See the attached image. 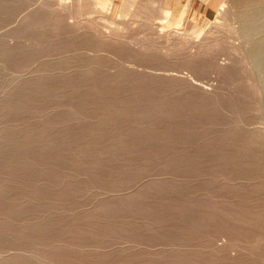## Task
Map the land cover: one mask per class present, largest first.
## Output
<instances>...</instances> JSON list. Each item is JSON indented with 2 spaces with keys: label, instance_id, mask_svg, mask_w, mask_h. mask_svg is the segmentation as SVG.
<instances>
[{
  "label": "bare ground",
  "instance_id": "bare-ground-1",
  "mask_svg": "<svg viewBox=\"0 0 264 264\" xmlns=\"http://www.w3.org/2000/svg\"><path fill=\"white\" fill-rule=\"evenodd\" d=\"M56 1L57 2H54L53 0H41V2L38 4L39 7H41L42 4L40 13L37 11L38 14L35 16H31L26 19L24 18L25 20L20 21L19 23H14L12 26L10 24V19H12L11 13L13 10L11 4L13 2L10 4L0 0V29H2L4 34L11 33L17 35V37H23L27 31H29L32 25L39 26L38 31L36 28L37 36L35 37V40H37V42L34 41L32 50H30L28 47H22L21 45L17 44L15 47H10L6 46V43H0V61L4 62L6 65H8V67L10 66L12 69H14V71H23L26 70L28 66L30 67L28 64L29 62L31 63V61L33 62L34 59L39 61V59H42L43 57L44 59L50 58L37 62L38 65H34L36 66L34 67L36 70L33 71V73H30L34 74L35 72L33 78H27L29 80L20 79L19 81H16L15 86L11 90H7V96L4 95L6 98L2 97L4 99H0V264H29V256L27 255V257L23 253L26 251H32V253L37 252L45 264H224V261L227 262L226 264H264V135L261 131H259V133L257 132L258 128L256 126V134H249L248 131L251 133H254V131L252 132L248 129L246 131L245 128V125L249 126L248 123L253 121L252 119L255 117L252 115L250 110L253 109V107H260L259 98L261 96L256 88V85L254 86V83L251 84L250 79L246 78L250 83H247L246 90L241 91V89L240 92L237 93L236 97L234 96L233 98L229 99L230 97H223V95L221 97L219 94L220 96L217 102H219L218 104H221L225 110L227 109V111L233 114L229 117L228 115L222 113L217 107L213 106L214 103L212 104V102H210L208 99L210 95L205 94L204 96V94L202 95V93L194 92L192 89L188 90L189 88L186 86L185 87L187 89L185 91H181V98L178 97L180 100L176 98L177 104L175 103L176 100L173 95H171V97L165 96L166 98L173 97L172 100L167 98L171 101L175 100V102L172 104L170 103L171 101L169 102L166 99L162 101L156 100L157 98L162 99V97H155V100L148 101V92L145 94L147 95V98H144L142 95L135 96L136 94L130 92L131 87V89L134 88L137 91H141L142 89L146 90V88L150 89L151 91L157 90V93L160 96L159 93L162 92H158V90H160L165 85L163 81L170 82V86H173L171 82L174 81L173 84H175L177 76L174 77L171 73L163 75L162 73L164 71L162 70V73L159 71L161 74H158L148 70L150 67L148 68L147 66H145V68H148L147 70L150 73L143 71L144 73L136 74L139 72V68L135 67L138 68V72L136 71L135 75L133 74V71L130 69L132 71L131 72L128 70V68L127 70L130 71L131 74L125 72L126 69H122L123 71L121 70L120 75L117 76L116 74L118 68L117 65L113 64V67L110 68L114 69V66H116L115 68L117 69L115 70V76L117 77H111L112 71H114L111 70L110 74L107 73L109 76L111 75L109 77L110 81L111 78H117V80H114L117 82V86L119 85L123 87H129V90L125 88V90L127 89L126 91H128L126 94H133V96L131 95L132 97L127 96L128 98H126L125 95H123L125 98H117V93L112 92L110 89L112 84H108L109 80H106L107 85L110 86V88L107 86L108 90L105 89L104 87L106 86L103 85V83L105 84L106 81H102L104 76L102 72L107 67L104 66L107 64V62L105 64V61L106 58H108V55L106 57L105 54H107V52H112L107 50L104 54L105 59L103 58L105 47L108 48L112 42L104 39L107 36L106 33H108L106 31L107 29L103 30L102 28L103 26L105 27V25L102 26L101 23L97 21V19L94 20V22H98V27H95L94 24L88 22V19L85 17V23H81L79 21L80 16H88L87 14H89L91 8L94 6V2L101 4L103 0H81L82 2H80V0H76L79 2L76 6H79L80 3H82L81 11L79 13H74L71 11L72 9L70 10V3L72 4L71 1ZM153 1L154 0H151L148 3H137L134 0H122V5L129 4L132 5L133 8L130 12V19L124 20V22H127H125V24H128L127 20L138 18L143 22L139 24L137 21H135L138 23V25H141L139 29L153 30L156 37L159 36V40L164 38V40H162L163 43H169L175 47L174 53L177 52V47L180 51L184 52V55H182L181 58H179V55V60L177 62L182 65V67H185V69H191L194 73L198 74V76L201 75L202 77L203 75L205 76V74H209L208 72H216V76L219 74L218 76L221 77L220 80H223L224 82L238 79H233L235 72L233 73L231 68L234 66L231 68L230 66L233 63H239L240 61L235 60L234 62L235 58L233 59L232 57L233 63L231 64V62H228L231 64L230 66L225 62L223 63V61L222 63H219V58L215 60V58L210 56L212 51L219 49V47L214 49V46L210 43L211 41L208 37V35L213 36V34L216 36V33H219L220 29H230L228 28L230 27L229 14L231 13L232 7H229L228 5L224 7V5H222L219 9L220 14H216V19L214 21H208L207 29L203 34H201V29L198 28L199 26H196L195 24H189L187 22V18L186 23H184V30L171 27L172 24L166 23V19L164 20L160 14L155 11L152 6L154 3ZM108 3L109 2L107 1L106 4H103L107 5ZM155 5L157 6V4ZM263 5L264 0H233L232 6H238L242 11H249V13H251V9L253 10L260 7L262 8ZM76 14L77 16L80 15L78 17L79 20L74 21V19L71 21L70 19H72V16L75 17ZM219 19L221 21H219ZM81 21H83V18ZM89 24H92V27L96 28V30L100 33H97V36L103 35L102 32L106 31V33L103 35V37H105L103 38L101 36V39H99L97 36H95V32V35L93 33L91 34L92 30L89 27ZM128 26L131 25L129 24ZM125 27L128 29L127 26ZM122 28V26H116L110 29L113 31L114 35L119 37L115 38L116 43L113 39L114 43L112 42V44L116 48L115 50L118 49L116 52H120L124 54V56H128L125 54H133L134 49L132 50V48L135 46L131 43V47L129 43L121 41L123 36L126 38L129 35L128 30L127 33L124 32L123 35L122 30L124 29ZM129 28L132 29L133 27ZM260 29L264 30L263 27L259 28V30ZM110 30L108 31L111 32ZM250 30L252 31L253 28ZM228 31L230 32V30ZM146 32L148 35V31ZM233 32H235L234 29ZM233 32L231 31V33ZM223 33H221V35H224ZM108 34L110 35V33ZM150 34L148 35L149 37L147 36V39L149 41L152 39L151 41H153L155 36L153 34V36H150ZM204 34L207 36H204ZM262 34H264V32L260 35L263 38L258 37L260 40L255 42V46L253 48L249 46L246 48V50H244V52L247 53L246 56H249L248 60H254V49L256 52L261 53L262 58H264V35ZM27 35H29V33H27ZM231 35H228L229 39H232L231 37L234 34L232 36ZM132 36L135 37V35ZM251 36L249 37L251 38ZM112 37L114 38V36H111V38ZM137 37L138 36L135 37L136 40L138 39ZM219 37L216 39L218 40ZM222 37L223 36H221V38ZM130 40L132 42V38ZM130 40L128 39V41ZM221 40L222 39H220V41ZM226 40L228 41V39ZM135 41H133L134 44L138 42V40L137 42ZM139 42L137 43V47L141 46L139 45ZM188 42H190V44L186 46L185 44ZM149 44H151V42ZM149 44L147 42V45ZM219 45L222 44L220 43L217 46ZM29 46L31 45L29 44ZM158 46H160V44ZM223 46L224 48L225 46L227 48L229 47L227 45ZM233 46L234 48L236 47L235 45H232L231 49ZM80 48H82V50L83 48L85 50L89 48L94 51V54L91 53V56L74 54V51ZM140 48H142V46ZM224 48L222 50H224ZM234 48L232 49L233 51L237 47L235 49ZM101 49H104L102 55L99 53ZM229 49H226L227 53L228 51H232ZM162 51L164 52V50ZM233 51L232 54L236 53ZM84 52L85 51L82 53ZM114 52L115 51L113 49L112 53L114 54ZM142 52L143 50L139 51L138 53H141L144 60H147L146 65L149 64L148 66H151L152 64H157L156 71L158 67H163L158 66V64L165 66V64L161 62L163 58L158 54V51L147 48V52ZM167 52L169 51L167 50ZM172 52L173 50L170 53ZM214 54L216 53L214 52ZM214 54L212 55L214 56ZM117 55L115 57H117ZM174 55L175 54H172L174 61H176L175 58L177 59V57ZM218 55L214 57H218ZM132 56L134 58V55ZM170 56L168 58H170ZM52 57L54 58L52 59ZM164 57V60H166L167 56H165V54ZM242 58L239 59L241 60ZM244 61L245 60H242L240 62L243 63L242 66L244 65ZM131 62H129L128 65H130ZM4 63L3 66H5ZM140 63L142 64V62H139V64ZM90 65H92V67L88 70L82 68V66L86 67ZM141 66H144V64L140 65V68ZM77 67L78 72L74 69H77ZM102 67L104 68L103 70ZM165 67L162 69H167ZM173 67L170 68L169 66L168 68L170 70L173 69ZM248 67L244 65L243 71L245 72V75L248 74L249 76L253 74L255 68L252 71L251 68ZM159 68L158 70H160ZM182 70L184 71V69ZM236 70L239 71L240 69ZM262 70L264 69L262 68ZM176 73L177 72H175V74ZM30 74L29 76H31ZM236 76L237 75L235 74V77ZM180 77L179 79L182 80L183 78ZM114 81H111V83ZM181 82H177V84L179 83L181 86ZM228 84L230 83H227V85ZM238 84L240 85V83ZM113 85H115V83H113ZM189 86L193 87L190 83ZM115 88L119 90L117 87ZM168 89L171 90V88ZM178 89L177 92L180 93V90L178 91ZM173 91H171V93ZM120 92H122V90ZM144 92L146 93V91ZM165 92L169 93L168 91H164V93ZM105 95H110V97H105ZM214 95L218 94L215 93ZM123 96L121 95V97ZM139 96L140 98L143 97V100L145 99L144 102L142 100H138ZM213 98L214 96H211V99ZM146 100L148 102H146ZM249 102H251L250 104L252 105H250ZM250 106H252V108ZM179 107H182L184 111L182 109L183 112L180 113L181 108L179 109ZM258 110L259 109L256 110V113L259 112ZM256 119L257 118H255V120ZM235 122H242L243 125L238 126ZM195 124L203 125L205 129L204 132L206 131V136L204 138L205 141L200 142L203 143L201 147L199 146V141L201 137L203 138V135H200V131H197L198 128L196 129L197 126ZM251 130H253L252 126ZM201 131L203 132V130ZM176 144L182 145V147L184 146V148H186L184 151L172 152L179 156L182 155L181 159H174L172 157L173 154L171 153L170 148ZM172 149L174 148L172 147ZM176 149L178 148L176 147ZM141 153L142 155L145 154L144 159L141 158V161L146 160L147 162L145 161L146 163H144V166L141 165L137 167L133 164L132 160H135V158ZM163 155L166 156L164 157L166 159L169 155L172 157V159H168L169 161L165 165V168L162 167L161 164H158L161 167L157 166V168H163L164 172L168 170V172L171 173L173 171L176 174V171L179 170L180 173L182 172L184 174H188L187 176H189V174H194L190 175L193 178H195V175L200 176V174L204 173L205 177L203 176V179L201 178L202 180L200 181H202V185L204 186L203 190H205V194L203 196L206 197L204 198L202 196L203 199L201 200L203 201L194 204L191 201L192 198L189 200L186 198V200L182 197L183 199L180 201V203L177 201L174 203L172 200L173 197H170L168 199L170 200L172 198L171 200L173 203L171 201L169 202L168 199V201L164 199L161 202V205L163 206H161L162 211L171 209L176 211V214H170L166 216H163L162 214L157 215L159 214L158 212L161 211V208H159L160 210L157 209L158 211L152 213L151 215L149 214L151 209L158 205L154 204L155 201H152L153 204L152 202H149L151 203V205H149L152 208L150 209L149 207H146L147 204L145 197L150 196L151 193L153 194V192L158 193V195L160 194V197L162 194L164 196V193L162 192L171 191L174 187L167 185L169 183V179L165 180L163 178V181L168 180V183H163V181L162 183L161 181L159 183H150L152 180H148L150 182L146 183L145 185L142 183L143 187L140 186L142 188L141 196L136 193V190H133L134 192L132 191V193L127 192V195L125 192V195L124 193L123 195L120 193L128 186L133 189V186L135 185L134 183L136 182V177L137 182H139L138 180L141 178H138L143 176L138 175L140 171L146 168H148V171L150 167H154L153 170L155 171V166L157 165H155V163H159L157 161L158 157ZM146 157H149L150 159H145ZM155 157H157L156 160ZM161 160H163L165 163V159L162 158ZM207 163L208 166L209 164L212 166H206L207 169L205 168V170L203 167L204 164L207 165ZM202 169H204V171H211V175L214 174L212 172H215L216 175L217 173H222L223 175L221 174V177L217 175L218 178H213L208 175L211 179L206 182L205 178L208 179L206 176L207 173L204 171L202 172ZM151 171L152 170H149L150 175L153 176L154 173L151 174L153 172ZM155 172L157 173V170ZM159 173L163 172L160 171ZM222 176H224L226 179L223 185L218 186L219 184H213L215 180H221ZM155 177L156 175L154 178ZM157 178L159 177L157 176ZM141 180H143V178ZM182 181H180L181 184L184 183H182ZM218 181L217 183L220 182ZM203 182L206 183V186ZM132 183L133 186L131 187ZM196 183L199 184L198 182ZM175 184L176 183H174V185ZM212 184L218 187H215ZM89 186L90 189L92 187V190L95 189V191L98 190L102 191L103 193L105 192L108 194V196H106L104 193L105 197L101 198L102 200L100 199L99 201L97 196H100L101 194H96L97 196L93 195L94 198H97L98 202L96 203V199H94L95 205L92 206V203L89 206H92L91 208H85L84 201L85 198H87L85 196H87V189H89ZM182 186L179 188L182 189ZM190 186L194 187L193 185ZM140 187H138L139 189L137 190L140 191ZM187 187L185 188L188 190L189 188ZM199 188H196L195 190L197 193H199L201 190H199ZM197 190H199V192ZM91 192L93 194L95 193L93 191ZM172 192L173 191H171V193ZM193 192H191V195H193ZM92 193L91 195L89 193V198H93ZM148 193L149 195H147ZM189 195L190 193L185 197H188ZM200 195L198 194V196ZM165 196L164 198L169 197V195H167V197ZM216 196H218V199L215 198ZM138 199L145 201V205L143 202L139 201L140 205L142 204L141 207H139V204H136ZM131 211L144 212L142 214L140 212L139 215H142V217L146 219L149 217L155 220L154 225L144 221L146 224H149V226L146 224L144 225V222H141L142 225L138 223L140 226L139 230L141 229V232H146L147 229L148 232H152L150 231V228H152L153 232L159 233L161 230L155 231L153 229L154 227L152 226H157L158 229L159 227L165 226V223L162 225L163 221L158 222L160 219H166L167 221L170 218H174L178 220L177 222L180 221L181 224H189L188 227L190 229H185L183 226L177 228V225V227L175 226L176 229L173 232L166 231V225L164 227L166 232L162 230L163 233L161 236L158 234L160 236L158 239L159 244L161 243L162 245L163 242H173V245L176 247L177 243L180 241L187 242L185 238L188 240V234L193 235L194 239H198L197 236L200 235L201 238H204L205 236L204 239L202 238V241L204 240L203 244L206 245L205 247L207 250H204V245L201 244L203 246L200 248H203V252L199 249L194 252L193 250H189V252L187 249H189L191 246L187 247L186 251L188 252H182L184 247L186 248L187 245L193 246L199 242L198 240H196L197 242L193 240L194 244L191 242V244L189 243L185 245L183 249H180L181 252L179 251V253L178 251L176 252L178 248H176L174 251L175 253L168 252V250L165 252L163 249L153 252L155 251L152 248L154 245L153 243H151V245L153 244L152 246L150 245L153 250L146 247L144 249L142 247L141 249V243L144 241H147L148 243L152 242L154 241L152 239H157L158 235H156V237L152 236L153 238L145 235L146 233L140 236L137 234L138 231H133L137 227L133 229L131 228L132 231H130V229L124 231L123 229L126 227L127 223L124 222L126 223L124 224L123 221H129V219L124 220L123 218V221L121 219L122 217H126L129 213H131ZM125 213L127 215H123ZM128 217L129 216L126 218ZM131 218L134 217L131 216ZM144 218H142V220H145ZM131 221L133 222V220ZM130 224L134 223L130 222ZM129 226L131 225H128L126 228H129ZM202 228L207 229V232L205 231L206 235L204 236H201V233L204 234V232L201 231ZM127 231L128 233L131 232L132 237L136 238L137 241L141 240L140 243L137 242V244L140 245L139 247L137 246L138 249L140 248V251L143 250L141 255H137L135 253L137 255L136 256L132 252L131 253L133 255L130 253L127 254V252H129L131 249L129 246L132 247V245H127L130 248H127L129 251L124 249L125 251L121 250L110 252L114 248L110 251H105L107 249L104 250V247H108L107 245H110L111 243H114L113 245H115V242L117 243L121 238L123 240L125 238L126 240V237L130 235L127 233ZM123 232L126 233L127 236L121 237ZM223 237L225 238V241L223 243L220 242L221 244H218L217 241L221 240ZM191 238L193 239L192 236ZM192 239L190 240L192 241ZM123 240L119 241L122 242ZM133 241L134 239L132 242H129L132 244ZM121 242L118 243L121 245ZM182 242L180 243L183 244ZM156 243L157 242H155V244ZM123 244L125 245V243ZM163 244L165 245V243ZM181 244L180 246L178 245V247H181ZM88 245L91 247L88 248ZM117 245L119 246V244ZM117 245V248L114 246L116 248L115 250H120ZM166 247L168 249L172 248H169L168 246ZM194 247L196 248L195 245ZM133 248L135 249L134 245ZM230 248H232V250H236L235 255L231 256L229 253L231 252ZM15 249L18 251L16 252ZM9 250L11 252L14 250L15 252L8 254ZM123 251L125 254H123ZM134 251L135 250H133V252ZM34 253L33 255L39 256ZM219 261L221 262L219 263Z\"/></svg>",
  "mask_w": 264,
  "mask_h": 264
},
{
  "label": "rangeland",
  "instance_id": "rangeland-1",
  "mask_svg": "<svg viewBox=\"0 0 264 264\" xmlns=\"http://www.w3.org/2000/svg\"><path fill=\"white\" fill-rule=\"evenodd\" d=\"M1 1H4V2H6V3H12L11 4V6H12V13H11V18L12 19H10V24L13 26L14 25V23H19L20 21H23V20H25L26 18H28V17H31V16H35L36 14H38V12L40 13L41 12V9H42V4H41V7H39L38 6V4L41 2V0H39V1H36V0H19V1H22V2H19L18 0L16 1V0H1ZM36 1V2H35ZM44 1V0H43ZM54 2H57L56 0H53ZM60 2H63V1H67V2H72V4L70 3V10L71 11H73L74 13L75 12H80L81 11V7H82V3H80V5L79 6H76V5H78V3L79 2H77V1H79V0H59ZM58 1V2H59ZM82 1H84V0H82ZM81 0H80V2H82ZM109 2L107 5H104L103 3H105L106 4V2ZM135 2H141V3H148V2H150L151 0H134ZM18 2V3H17ZM30 2V3H29ZM33 2V3H32ZM75 2H77V3H75ZM94 2V1H93ZM122 0H106V1H102V5L101 4H99V3H93V5L95 6H93L92 8H91V11L89 12V14H87L88 16H83L82 15V17L80 16V20L78 19V17L79 16H77V14H76V16L75 17H73L72 16V19H70L71 21L72 20H74V21H80L81 23L83 22V23H85L86 22V19H88L87 21L88 22H91L92 24H94V26L96 27H98V22H100L101 23V25L103 26V25H105V27L103 26V30L105 29H107L106 31L108 32V33H110V35L111 36H114V38L112 37L111 38V36L108 34V33H106V31L105 32H102V34L104 35V33H106V37L104 38L103 37V35H101L104 39H107V40H109V42H113V39H114V41H115V43H116V40H115V38H119V37H117L116 35H114V33H113V31H111L110 29L111 28H113V27H116V26H122L123 28L122 29H124V30H126V31H124V30H122V32H123V35H124V32L125 33H127V30H128V32H129V35L126 37V38H124V36H123V38H121L122 40L121 41H124V42H126V43H129L130 45H131V43H132V45H134L136 48H138V49H136L134 46V48H132V50H133V54H125V55H128V56H124V54H122V53H120V52H116V51H118V49L117 50H115L116 48L114 47V45L112 44V42H111V45H109V47L107 48V47H105V52H104V49H101L100 50V54L102 55V52H104L103 53V58H104V54L106 53V51L108 50V51H112L113 52V49H114V54L112 53V52H110V53H108L107 52V54H105L106 55V57H107V55H108V58H106V61H105V64H106V62H107V64L106 65H104L103 67L105 68H103L102 67V70H103V72H102V74L104 75L103 76V80L102 81H108L109 80V82H108V84H112L111 85V88H110V86L109 85H107V81L105 82V84L103 83V85L104 86H106V87H104L105 89H107L108 90V88H110L111 90H112V92H116L117 94V98L118 97H120V98H128L127 96H130V97H132L133 96V94H131V93H134V94H136L135 96H137V95H142V96H144V98L146 97L147 98V95H148V98H147V100L148 101H152V100H155L157 97H162V99L161 98H157L156 100H160V101H162V100H167V101H171L172 99H173V97L172 98H169V97H171V95H173L174 97H175V100H176V102H175V100H173V101H171L170 103L172 104V103H176L177 104V99H179L180 100V98H181V96H180V94H181V91H185L187 88L186 87H188L189 89L188 90H194V92H199V93H202V95L204 94V96H205V94L207 95H210L209 97L208 96H206V97H208V99L210 100V102H212V104H213V106H215V107H217L222 113H224L225 115H228L229 117L231 116V115H233L232 113H230L229 111H227V109L225 110V108L221 105V104H218L219 102H217V100H218V98H219V96L221 95V97H222V95H223V97H227V98H229V99H231V98H233L234 96L236 97V95H237V93L238 92H240V90L241 91H244V90H246V85H247V83H250L251 82V84H253L254 83V86L256 85V88H257V90L259 91V93H260V98H259V101L262 103H260L259 102V105H260V107L258 106V107H253V109H251L250 111H251V113H252V115H254L255 117H254V119H252L253 121H251L250 123H248L249 124V126H246L245 125V128H246V131H247V129L248 130H250V131H254V133H251V132H249L248 131V133L249 134H256L257 132L259 133V131H261V132H263V135H264V70H262V68L264 69V58H262V54L261 53H258V52H256L255 51V49L253 50V53H254V55H255V57H254V60L253 59H250V60H248L249 59V56L247 55L246 56V52H244V50H246V48L247 47H249V46H251L252 48L255 46V42L257 41V40H260L258 37H261V38H263L262 36H260L261 35V33H263L264 32V30H262V29H260L259 30V28H262L263 27V29H264V5H263V7L261 8H256V9H251L250 10V12L251 13H249V11H247V12H244V11H242L241 10V8L240 7H238V6H232L233 5V0H154L153 2L155 3V4H157V6L153 3V8L155 9V11L158 13V14H160V16L165 20V22L166 23H171L172 25H171V27H176V28H178L179 30H184V23H186V18H187V22L189 23V24H195L196 26H199L198 28L199 29H201V34H203L204 32H205V30L207 29V27H208V21L209 20H212V21H214L215 19H216V14H220V7L222 6V5H224V7L225 6H229V7H232L233 8V10H232V8H231V13L229 14V26L230 27H228V28H230V29H228V28H226V29H228V30H230V32L228 31V30H222V29H220L219 30V33L217 34L216 33V36H215V34H213V36H215V37H213L212 35L211 36H209L208 35V37L210 38V43L211 44H213V46H214V49L216 48V47H219V49H215V51H212V54H214V52L216 53V54H214V56H217L218 54H220V55H218V57H214L212 54L210 55V56H212L213 58H215V60L216 59H218L219 58V63H222V61H223V63L225 62V63H227V64H229L228 62H231V64L233 63V59H234V62H235V60L236 61H242V60H245L246 61V63H245V61H244V65L246 66V67H248V68H251V70L253 71V69H254V71H253V74L252 75H249L248 76V74H246L245 75V72L243 71V66H242V64L243 63H238V62H235V63H233L232 65L231 64H229V66H230V68L232 67V66H234V67H232L231 68V70L233 71V73L235 72V74L238 76H236L235 77V74H234V76H233V79H235V78H238V79H235V80H231V81H229V82H224L223 80H220V76H216V72H208L209 74H205V76L203 75L202 77H201V75L200 76H198V74H196V73H194L191 69H188V68H186L185 69V67H182V65H180L177 61L179 60V58H181V56L182 55H184L183 53L184 52H182V51H180L179 49H178V47L176 48L177 49V54L176 53H174V51H175V47L174 46H172L171 44H167V43H163L162 42V40H164V38L162 39L161 38V40H159L160 38H159V36L158 37H156V35L154 34V31L152 30L151 31V29H149V30H146V29H139V27L141 26V25H138V23L139 24H141V23H143L142 21H140L138 18V20L136 19V18H133V23H132V21L131 20H127L128 21V24H125V22H124V20H126V19H130V12H131V10L133 9L132 8V5H129V4H124V5H122ZM16 3V4H15ZM35 3V4H34ZM74 3V4H73ZM161 3H163V4H161ZM232 3V4H231ZM23 4V5H22ZM14 5V6H13ZM97 5H98V7H97ZM163 7H162V6ZM102 6V7H101ZM161 6V7H160ZM20 7V8H19ZM38 7V8H37ZM18 8V9H17ZM26 8V9H25ZM80 8V9H79ZM161 8V9H160ZM20 9H21V11H20ZM40 9V10H39ZM261 9V10H260ZM26 10V11H25ZM79 10V11H78ZM100 10V11H99ZM160 10H162V11H160ZM255 10V11H254ZM25 11V12H24ZM38 11V12H37ZM98 11V12H97ZM232 11H234V12H232ZM253 11V12H252ZM260 11H262V12H259ZM20 12V13H19ZM72 12V13H73ZM258 12V13H257ZM19 13V14H18ZM27 13H29V14H27ZM15 14H17V15H15ZM21 14V15H20ZM236 14V15H235ZM244 14V15H243ZM256 14V15H255ZM258 14V15H257ZM14 15H15V17H14ZM27 15V16H26ZM16 16H17V18H16ZM23 17V18H22ZM84 17L86 18V19H84ZM87 17H90V18H87ZM215 17V18H214ZM16 18V19H15ZM25 18V19H24ZM82 18H83V21H81L82 20ZM92 19H93V21H92ZM97 19V21H95L94 22V20H96ZM247 19V20H246ZM255 19V20H254ZM16 20V21H15ZM85 20V21H84ZM91 20V21H90ZM131 21V22H130ZM135 21H137V22H135ZM140 21V22H139ZM174 21V22H173ZM219 21H221L220 19H219ZM251 21V22H250ZM253 21H255V22H253ZM87 22V23H88ZM100 23H99V25H100ZM127 23V22H126ZM137 23V24H136ZM92 24H89V27L91 28V34L93 33L94 34V32H95V36H97V33H99L97 30H96V28H94V27H92L93 25ZM96 24V25H95ZM131 25V26H128V25ZM176 24V25H175ZM178 24H180V25H178ZM247 24V25H246ZM250 24V25H249ZM137 25V26H136ZM253 25H256V26H252ZM257 25H258V27H257ZM125 26H127L128 27V29L125 27ZM232 26V27H231ZM38 25H32V27H30V29H29V31H27V33H29V35H27V33L23 36V37H17V35H15V34H4L3 33V31H2V29H0V43H2V44H5L6 46H10V47H15V46H17V45H21L22 47H28L30 50H32L33 49V45H34V41L35 42H37V40H35V37L37 36L36 35V33H37V31L39 30L38 29ZM88 27V28H89ZM129 27H133L132 29H130ZM253 28V30L251 31L250 29H252ZM257 27V28H256ZM36 28H37V31H36ZM89 28V29H90ZM93 28V29H92ZM126 28V29H125ZM136 28H138V29H136ZM143 28V27H142ZM232 28V29H231ZM96 31H95V30ZM233 29L235 30V32H233ZM248 29H249V32H248ZM254 29H255V31H254ZM108 30H110L111 32H109ZM141 30V31H140ZM142 30H145V31H142ZM146 31H148V35L150 34V33H152L155 37V39L153 38V41H151L152 39H151V37H150V41L147 39L149 36L147 35V32ZM226 31V32H225ZM228 31V32H227ZM231 31L233 32V33H231ZM254 31V32H253ZM32 32V33H31ZM150 32V33H149ZM224 32V33H223ZM246 32V33H245ZM252 32V33H251ZM34 33V34H33ZM142 33V34H141ZM221 33H223L224 35H221ZM228 33V34H227ZM230 33V34H229ZM100 34V33H99ZM131 34V35H130ZM140 34V35H139ZM152 34H150V36H153ZM219 34H220V37H219ZM227 34V35H226ZM233 36H232V35ZM238 34V35H237ZM248 34H249V36H251V38L248 36ZM254 34V35H253ZM109 35V36H108ZM132 35H135V37L136 36H138L137 38V40H138V42L139 41H141V42H139V45H141L142 46V48H140L141 46H138L137 47V40H136V38L134 37V36H132ZM145 35V36H144ZM228 35H231L232 37V39H229V36ZM255 35H257V36H255ZM262 35H264V34H262ZM101 36L99 35V36H97V38H99V39H101ZM132 36V37H131ZM148 36V37H147ZM204 36H207V35H205L204 34ZM221 36H223L222 38H221ZM128 37H130V38H128ZM135 39H134V38ZM142 37V38H141ZM143 37H145V38H143ZM217 37H219L218 38V40L216 39ZM224 37H225V39H224ZM236 37V38H235ZM257 39H256V38ZM33 38V39H32ZM110 38V39H109ZM132 38V42H131V39ZM159 38V39H158ZM215 40H214V39ZM255 39V40H253V39ZM32 39V40H31ZM127 39V40H126ZM128 39L130 40V41H128ZM139 39H141V40H139ZM143 39V40H142ZM156 39H157V41H156ZM212 39H213V41H212ZM220 39H222L221 41H220ZM226 39H228V41L226 40ZM234 39V40H233ZM251 39H252V41H251ZM117 40H119V39H117ZM126 40V41H125ZM136 40V41H135ZM231 40V41H230ZM22 41V42H21ZM133 41H135V42H137L136 44H134L133 43ZM159 41H161V42H159ZM215 41H216V43H215ZM220 41V42H219ZM230 41V42H229ZM235 43H233V42ZM146 42V43H145ZM147 42H148V44L151 42V44H149V45H152V43H153V45L152 46H149V45H147ZM156 42H157V44H156ZM219 42V43H218ZM252 42V43H251ZM21 43V44H20ZM114 43V42H113ZM144 43V44H143ZM160 44V46H158L159 44ZM214 43H215V45H214ZM222 44V45H219V46H217L218 44ZM225 43V44H224ZM227 43H231V44H227ZM237 43V44H236ZM17 44V45H16ZM25 44V45H24ZM29 44L31 45V46H29ZM165 44H167V45H165ZM188 44H190V42H188L187 44H185L186 46L188 45ZM130 45H128V46H130ZM132 45H131V47H132ZM146 45V46H145ZM223 45H227V46H229L228 48L225 46V48H224V46ZM231 45V46H230ZM232 45H235L236 47V49L234 48V46H233V48L236 50H232L231 49V47H232ZM238 45H239V47H238ZM244 47H243V46ZM169 46V47H168ZM114 47V48H113ZM144 47V48H143ZM154 47V48H153ZM162 47V48H161ZM172 47V48H171ZM221 47V48H220ZM242 48V50H241V48ZM145 48H146V50H145ZM147 48L148 49H150V50H156V51H158V54L163 58V60H161V62L163 63V64H165V66L164 65H162V64H158V66H163L162 68H167V69H162L161 67L159 68L160 70H158V68H157V71H156V67H157V64L156 65H154V64H150L151 66H148V65H146L147 64V60H144V58H143V55H141V53H138L139 51H142L143 50V52L142 53H144V52H147ZM160 48H161V51L162 50H164V52L162 51H160ZM167 48V49H166ZM224 48V50H222ZM231 49L233 52H236V53H233L232 54V51H228V53H227V50L228 49ZM245 48V49H244ZM88 49L89 48H87L86 50L83 48V50H82V48H80V49H76L73 53L74 54H77V55H85V56H91V53H93L94 51H92L91 49H89V51H88ZM110 49V50H109ZM112 49V50H111ZM136 49V50H135ZM140 49V50H139ZM173 50V52L172 53H170L171 51ZM213 49V50H214ZM227 49V50H226ZM229 49V50H230ZM91 50V51H90ZM103 50V51H102ZM137 50H139V51H137ZM165 50H166V53H165ZM167 50L169 51V52H167ZM218 51V53H217V51ZM222 52H221V51ZM83 51H85L84 53H82ZM136 51V52H135ZM179 51V52H178ZM226 51V52H225ZM242 51H243V53H242ZM181 52H182V54H181ZM220 52V53H219ZM87 53H89V54H87ZM112 53V54H111ZM115 53H120V54H118L119 55V58H118V55L117 54H115ZM165 54V56H167L166 58V60H164L165 59V57H164V54ZM228 55H227V54ZM240 53H242V54H240ZM94 54V53H93ZM92 54V55H93ZM109 54H111V55H109ZM167 54V55H166ZM172 54H175L174 56L175 57H177V59L175 58V60L176 61H174V57L172 56ZM117 55V57H115ZM123 55V56H122ZM130 55V56H129ZM132 55H134V58H133V56ZM163 55V56H162ZM172 56V58H171V56ZM179 55H180V57H179ZM223 55V56H222ZM232 55V56H231ZM233 55H236V56H233ZM237 55H238V57H237ZM242 55V56H241ZM243 55H244V57H243ZM259 55H260V57H259ZM110 56V57H109ZM120 56H121V59H120ZM170 56V58H168ZM220 56V57H219ZM222 56V57H221ZM226 56H227V58H226ZM241 56V57H240ZM264 56V55H263ZM55 57V56H54ZM54 57H52V59L54 58ZM128 58V59H124V58ZM179 57V58H178ZM231 57V58H230ZM232 57H233V59H232ZM243 57V58H242ZM247 57V58H246ZM56 58V57H55ZM57 58H58V56H57ZM112 58V59H111ZM114 58V59H113ZM117 59V61H116V59ZM224 58V59H223ZM239 58H242L241 60L239 59ZM47 59H50V58H47ZM46 58L44 59V57L42 58V59H39V61L40 60H47ZM105 59V58H104ZM109 59H110V62H109ZM132 59V60H131ZM139 59V60H138ZM170 59H172V60H170ZM231 59V60H230ZM112 60H113V62H112ZM116 61V63H115V61ZM132 62H134L135 63V65H134V63H132ZM221 60V61H220ZM38 60H36V59H34L33 60V62L31 61V63L29 62V64L28 65H30V67L28 66L27 68H26V70H23V71H14V69H12L10 66V68L8 67V65H6L4 62H1L0 61V70H1V72H0V99H4V98H6L4 95H6L7 96V94H8V92H7V90H11L14 86H15V83H16V81H19L20 79H27V78H29V79H31V78H33V76L35 75V72H34V74H30V73H33V71H35L36 70V68H34V67H36L37 65H38V63L37 62H39ZM123 61V62H122ZM128 61V62H127ZM146 61V62H145ZM165 63H164V62ZM167 61V62H166ZM35 62V63H34ZM129 62H131L130 63V65H128L129 64ZM139 62H142V64L140 63L139 64ZM144 62V63H143ZM169 62H171V63H169ZM217 62H218V60H217ZM263 62V63H262ZM3 63L5 64V66H3ZM118 63V64H117ZM125 65H124V64ZM175 65H174V64ZM113 64L114 65H117V68L119 69V71H118V69L117 68H115L116 66H114V69H112V68H110V67H113ZM121 64V65H120ZM127 64V65H126ZM138 64H139V66H138ZM144 64V66H141V68H140V65H143ZM171 64V65H170ZM240 64V65H239ZM249 64V65H248ZM34 65H36V66H34ZM132 65V66H131ZM167 65H169L170 66V68L171 67H173V65H174V67H173V69H170L169 70V66H167ZM180 65V66H179ZM237 65V66H236ZM261 65V66H260ZM119 66V67H118ZM145 66H147L148 68H145ZM253 66V67H252ZM8 67V68H7ZM92 67V65H90V66H86V67H84V66H82V68H84V69H90ZM124 67V68H123ZM132 67V68H131ZM135 67H138V68H135ZM153 67H155V68H153ZM179 67V68H178ZM181 67V68H180ZM237 67V68H236ZM31 68H32V71H31ZM34 68V69H33ZM82 68H79V69H81V70H84V69H82ZM129 68V69H128ZM153 68V69H152ZM75 69V71H77L78 72V67H77V69L76 68H74ZM108 69H109V71H108ZM117 69V74H116V70ZM125 70V72H128V73H130L131 74V72L133 71V74L135 75V73H136V71H137V69H138V73H136V74H141V73H144L145 71L146 72H149L148 70H150V71H152V72H156V73H162V71H164V72H166V73H162L163 75H167V74H169V73H171L174 77L175 76H177V82H181V81H183V80H189V81H183L184 82V84L186 83H190L193 87H190L189 86V83L186 85H184L183 84V82H181V86L179 85V83L177 84V82L175 81V84H173L174 83V81L173 82H171L172 83V85L173 86H170V82H167V81H163L164 83H165V85L160 89V90H158V92H162V93H159L160 94V96L158 95V93H157V90L156 91H151L150 89H147L146 88V90H144V89H142L141 91H137V90H135L134 88L133 89H131L130 88V95L127 93L126 94V92H128V91H126L127 89L129 90V87H123V86H117V82H115L114 80L116 79L117 80V78H115V79H112L111 78V81H114V82H112L111 83V81H110V76H109V74H110V72H111V70H114V71H112V76L111 77H117L118 75H120V73H121V70ZM130 70V71H128V70ZM136 69V70H135ZM148 69V70H147ZM182 69H184V71L182 70ZM234 69H235V71H234ZM236 69H240L239 71L238 70H236ZM81 70H79V71H81ZM105 70H106V72H105ZM122 70V71H123ZM141 70V71H140ZM162 70V71H161ZM172 70H174V71H172ZM189 70H190V72H189ZM242 70V71H241ZM108 71V72H107ZM144 71V72H143ZM160 71V72H159ZM167 71H170V72H167ZM179 71V72H178ZM115 72V73H114ZM151 72V73H152ZM175 72H177L176 74H175ZM184 73V75H183V73ZM237 72H239V73H237ZM2 73V74H1ZM5 73V74H4ZM107 73H109V74H107ZM119 73V74H118ZM127 73V74H128ZM150 73V72H149ZM160 73V74H161ZM179 73V74H178ZM181 73V74H180ZM240 73H244L243 75L242 74H240ZM29 74L31 75V76H29ZM108 76H107V75ZM115 74L117 75V76H115ZM186 74V75H185ZM195 74V75H194ZM255 74V75H254ZM106 75V76H105ZM178 75H180V76H178ZM215 75V76H214ZM26 76V77H25ZM182 76H187L186 78L185 77H182ZM250 76H252V77H250ZM12 77V78H11ZM179 77L180 78H183L182 80L181 79H179ZM192 77V78H191ZM243 77V78H242ZM104 78H107V79H104ZM109 78V79H108ZM246 78H249L250 79V82H249V80L248 79H246ZM252 78V79H251ZM3 79V80H2ZM29 79H27V80H29ZM198 79V80H197ZM245 79V80H244ZM179 80V81H178ZM219 80H220V83H219ZM247 80V81H246ZM235 81V82H234ZM245 81V82H244ZM2 82V83H1ZM167 82V83H166ZM194 82H195V84H194ZM222 82V83H221ZM240 83V85L238 84V83ZM113 83H115V85H113ZM200 83V84H199ZM227 83H230V84H228L227 85ZM246 83V84H245ZM183 84V85H182ZM197 84V85H196ZM217 84V85H216ZM220 84V85H219ZM222 84V85H221ZM169 85V86H168ZM233 85V86H232ZM235 85V86H234ZM107 86H109L108 88H107ZM117 87L119 90H117L115 87ZM168 86V87H167ZM175 86H177V87H175ZM179 86V87H178ZM186 86V87H185ZM242 86V87H241ZM244 86V87H243ZM112 87H113V89H114V91H113V89H112ZM121 87V88H120ZM165 87V88H164ZM167 87V88H166ZM173 87V88H172ZM184 87V88H183ZM216 87V88H215ZM233 87V88H232ZM241 87V88H240ZM125 88H127L126 90H125ZM168 88H171V90L170 89H168ZM176 90H175V89ZM178 88H180V89H178ZM183 88V89H182ZM194 88V89H193ZM240 88V89H239ZM109 89V90H110ZM122 90V92H120L121 90ZM177 89H178V91L180 90V93L179 92H177ZM236 89V90H235ZM110 90V91H111ZM117 90V91H116ZM150 90V91H149ZM162 90V91H161ZM170 90V91H169ZM174 90V91H173ZM198 90V91H197ZM223 90H225V91H223ZM132 91H134V92H132ZM144 91H146V93L144 92ZM164 91H168L169 93H167V92H165L164 93ZM171 91H173L172 93H171ZM215 91V92H214ZM147 92H148V94H147ZM151 92V93H150ZM261 92H262V94H261ZM142 93V94H141ZM150 93V94H149ZM154 95H153V94ZM157 93V94H156ZM171 93V94H170ZM179 93V94H178ZM215 93H217L218 95H214ZM225 95H224V94ZM118 94H121L122 96L123 95H125V97L123 96V97H121V95H118ZM145 94H147V95H145ZM164 94V95H163ZM168 94V95H167ZM220 94V95H219ZM132 95V96H131ZM153 95V96H152ZM163 95V96H162ZM177 95H179V96H177ZM112 96H114V95H112ZM111 96V97H112ZM134 96V97H135ZM149 96H150V99H149ZM165 96H169V97H167V98H169V99H171V100H168ZM211 96L213 97L214 96V98L213 99H211ZM2 97H4V98H2ZM105 97H110V95H105ZM152 97V98H151ZM156 97V98H155ZM164 97V98H163ZM178 97H180V98H178ZM216 97V98H215ZM136 98H138V97H136ZM177 98V99H176ZM261 99V100H260ZM138 100L140 101V100H142L143 102H144V100H143V97L142 98H140V96H139V98H138ZM146 100V102H148ZM213 100V101H212ZM214 100H215V102H214ZM251 102H249V104H250ZM250 105H252V104H250ZM178 106H179V101H178ZM262 106V107H261ZM251 108H252V106H250ZM181 108V110H180V113L181 112H183L184 111V109L182 108V107H179V109ZM224 108V109H223ZM178 109V110H179ZM182 109H183V111H182ZM257 109H259L258 111L259 112H257L256 113V110ZM262 109V110H261ZM260 110H261V112H260ZM253 111V112H252ZM259 113V114H258ZM259 115V116H258ZM257 116V117H256ZM255 118H257L256 120H255ZM260 120V121H259ZM255 121V122H254ZM236 123V125H238V126H242L243 125V123L242 122H235ZM247 124V125H248ZM196 125V124H195ZM197 127H196V129H197V131H200L199 133H200V135H203V138L201 137L200 138V141H199V143L200 142H203V141H205V132H204V127H203V125H201V124H197L196 125ZM251 126H252V129L253 130H251ZM258 128V131L256 132L255 130H257L256 129V127ZM200 127V128H199ZM247 127H249V128H247ZM255 129H254V128ZM202 128V129H201ZM262 128V129H261ZM203 130V132L201 131V130ZM260 129V130H259ZM198 143V144H199ZM203 143H200V147H201V145H202ZM172 147L174 148V149H172ZM171 148H170V150H171V153L172 152H179V151H184V150H186V148H184V146L182 147V145H173ZM176 147L178 148V149H176ZM181 149V150H180ZM174 150V151H173ZM177 150V151H176ZM173 155H172V157L175 159H181L182 158V155L181 156H179V155H176V154H174V153H172ZM143 156V157H141V156ZM168 156V155H167ZM171 155H169L168 157H167V159L166 158H164V157H166L165 155H163V156H161V157H158V162L159 163H155V169L157 170V173L153 170L154 169V167H150V169L149 170H152L151 172V174H155L156 175V177L154 178V174H153V176L152 175H150V172H149V170L147 171V169L148 168H146V169H144V170H142V171H140L139 173H138V175L139 176H141V175H143V176H141V177H139L138 179H142L143 178V180H141V182H140V180H138L139 182H137V177H136V182L134 183L135 185L133 186V183H132V185H131V187L133 186V189H131L129 186L124 190V191H122L120 194L121 195H123V193L125 192L126 193V195L128 194L127 192H131L132 193V191L134 190H136V193H138L140 196H141V194H142V192H141V190H142V188L140 187V186H142L143 187V184L142 183H144V185L146 184V183H148V182H150V181H148V180H152L150 183H159L160 181H161V183H162V181L165 179H169V183H170V181H171V185L168 183V180L167 181H163V183L164 182H166V183H168L167 185H169V186H172V187H174L171 191H173L172 193H171V191H164V192H162V193H164V196L165 197H167V195H169V197H167V198H164V196H163V194L161 195V196H163V197H159V195H158V193H156V192H153V194L151 193V195L150 196H146L145 197V201H146V204L148 205H146V207H149L150 209L152 208L150 205H151V203H149V202H152V201H155L154 202V204H156V205H158V206H156V207H158V208H156V207H154V205H153V207L155 208H153V209H151V211H150V213L149 214H151L152 215V213H154V212H156V211H158V210H160L159 208H161V202L165 199V200H167L168 198H170V197H173V201H174V203H175V201H177V202H179L180 203V201H182V199L184 198V199H191L192 198V203L194 204V203H200V202H202L203 200H201V199H203L202 198V196L205 194V190H203L204 189V186L202 185V181H200V180H202L203 178V176H204V173H202V174H200V176L199 175H195V178H193L192 176H190V175H194V174H189V176H187L188 174H184V173H180V171L179 170H177L176 171V174H175V172H168V170H166L165 172H164V169L163 168H159L160 169V171L161 172H163V173H159L160 171H159V169L157 168V166L158 167H164L165 168V165L168 163V159H172V157H170ZM177 156V157H176ZM138 157H140V158H138ZM144 157H145V154H143L142 155V153L141 154H139L136 158H135V160H132V162H133V164L134 165H136L137 167L138 166H141V165H143L144 166V163H146L147 161L146 160H143V161H141L142 159H144ZM178 157H180V158H178ZM142 158V159H141ZM165 159L164 161H165V163L163 162V160H161V159ZM138 159V160H137ZM145 159H150L149 157L147 158H145ZM157 159V157H155V160ZM141 162H140V161ZM159 160H161V161H159ZM146 161V162H145ZM162 162V163H161ZM121 163H123V162H121ZM163 163H164V165H163ZM158 164H161V166L160 165H158ZM135 166V167H136ZM150 166H152V165H150ZM209 167V166H212V165H210L209 164V166H208V163H207V165L206 164H204V169L206 168L207 169V167ZM139 168H141V167H139ZM204 169H202V172L204 171ZM205 169V170H206ZM209 171V170H208ZM204 171V172H206L205 174H206V176L208 177V179L207 178H205V180H206V182L207 181H209L211 178H209L210 176L211 177H213V178H215V177H217L218 178V176L217 175H219V177H221L220 175L222 174V173H217V175H216V173L215 172H212V173H214V174H212L211 175V171ZM149 173V174H148ZM174 173V174H173ZM158 174V175H157ZM172 174V175H171ZM183 174H184V176H183ZM137 175V176H138ZM144 175H145V179H144ZM179 175V176H178ZM182 175V176H181ZM208 175H210V176H208ZM214 175H216V176H214ZM223 175V174H222ZM157 176L159 177V178H161V179H159V178H157ZM172 176V177H171ZM199 176V177H198ZM166 177V178H165ZM169 177V178H168ZM196 177H198V178H196ZM205 177V176H204ZM147 178V179H146ZM164 178V179H163ZM181 178V179H180ZM187 178V179H186ZM191 178H192V181H191ZM202 178V179H201ZM216 178V179H217ZM179 179V180H178ZM184 179V180H183ZM194 179V180H193ZM220 179V178H219ZM145 180V181H144ZM183 180V181H182ZM204 180V181H205ZM222 180H224V181H222ZM225 178H224V176H222V178H221V180H219L218 181V179L217 180H215L214 181V183L213 184H219L218 186H220V185H223L224 183H225ZM143 181V182H142ZM174 181V182H173ZM176 181V182H175ZM180 181H182V183L183 184H181V182ZM198 182L199 184H197L196 182ZM217 181L219 182V183H217ZM173 182V183H172ZM193 182V183H192ZM222 182V183H221ZM174 183H176L175 185H174ZM177 183H178V185H177ZM196 185H198V186H196ZM201 183V184H200ZM204 183V182H203ZM221 183V184H220ZM193 185L194 187H195V189H194V187H192V186H190V185ZM206 183H204V185H205ZM212 184V185H213ZM137 185H138V187H140V191L139 190H137V189H139L138 187H137ZM179 185H184V186H182V189L181 188H179V187H181V186H179ZM202 185V186H201ZM216 185H213V186H215V187H218V186H216ZM188 186V187H187ZM190 186V187H189ZM199 186H200V188H199ZM206 186V185H205ZM185 187H187V188H189L188 190L185 188ZM201 187H203V188H201ZM87 188H88V186H87ZM86 188V189H87ZM196 188H199V190H200V192H199V190H197L199 193H197L195 190H196ZM131 189V190H130ZM180 189V190H179ZM90 190V191H89ZM186 190V191H185ZM91 191H93V192H95L94 194L91 192ZM98 190H96L95 191V189L94 190H92V187H91V189H90V186H89V189H87V196H85V197H87V198H85V208H91L93 205H95L94 203L96 202H98L97 201V198H99V201H100V199L101 198H103V197H105V194L102 192V191H98ZM133 191V192H134ZM189 191H191V192H193V191H195V192H193V195H191L192 193L191 192H189ZM204 191V192H203ZM140 192V193H139ZM175 192V193H174ZM186 192H187V194H189L190 193V195L188 196V197H185L187 194H186ZM89 193H90V195H91V193H92V196L93 195H100V196H97V198L95 197L94 198V196H93V198L92 197H90L89 198ZM100 193V194H99ZM103 193V194H102ZM125 193H124V195H125ZM156 193V194H155ZM168 193H170V194H168ZM184 194V196H183V194ZM119 194V195H120ZM172 194V195H171ZM175 195V197H174V195ZM198 194L200 195V194H202V195H200V196H198ZM147 195H149V193L147 194ZM153 195V196H152ZM154 195H158V196H154ZM171 195V196H170ZM180 195V196H179ZM182 195V196H181ZM106 196H108V194H106ZM177 196H178V198L180 199H178L177 198ZM198 196V197H197ZM139 197V196H138ZM153 197V198H152ZM183 197V198H182ZM194 197V198H193ZM200 197V198H199ZM204 198L206 197V196H203ZM218 196H216L215 198L216 199H218L217 198ZM107 198V197H106ZM105 198V199H106ZM140 198V197H139ZM156 198H158V199H160V200H158V199H156ZM94 199H96V201L94 200ZM147 199H150V200H147ZM153 199V200H152ZM156 199V200H155ZM169 200V202L171 201L172 203H173V201L172 200ZM186 199V200H187ZM102 200V199H101ZM167 200V201H168ZM179 200V201H178ZM193 200H194V202H193ZM87 201V202H86ZM95 201V202H94ZM143 202V204L145 203V201H141V200H139L138 199V201L136 202V204L138 205L139 204V207H141V205H140V202ZM148 201V202H147ZM160 201V202H159ZM176 202V203H177ZM90 203V204H89ZM93 203V204H92ZM92 204V206L91 207H89L90 205ZM150 204V205H149ZM152 204H153V202H152ZM178 204V203H177ZM145 205V204H144ZM142 207H144V206H142ZM163 207V206H162ZM158 209V210H157ZM152 210H154V211H152ZM173 210H171V209H167V211H162V208H161V211L160 212H158L159 214H157V215H163V216H166V215H170V214H176L177 212L176 211H173ZM130 212V211H129ZM132 212H134V211H131V213ZM141 212V211H140ZM140 212L139 211H137V212H134L133 214H134V216H133V214H131V213H129L132 217H134V218H131V216L128 214H123V215H127V216H129L128 218H126V217H122V221H123V218H124V220H128L129 219V221L131 222V223H134L135 225H137V226H135L134 224H130V222L129 221H123V223L124 222H126L127 224H128V222H129V224L128 225H131V226H129V228H126V227H128V225L126 224V223H124V224H126V227L123 229L124 231H126V230H128V229H130V231H132L131 230V228L133 229V228H136V229H134L133 231H138L137 232V234L138 235H140V236H142V235H144L145 233V235H148V237L150 236L151 238H153L152 236H155L156 237V235H160L161 236V234L163 233L162 232V230L164 231V232H166V231H171V232H173L175 229H176V227H177V225H178V227L177 228H179V227H181V226H183V227H185V229L187 228H189L188 226H189V224H186L185 225V223H182L181 224V222L179 221V222H177L178 220L177 219H174V218H170L169 220H167V221H169V222H167L166 221V219L165 220H163V219H160V220H158V222H161V221H163V223H162V225L164 224L165 226H163V227H159V229H158V227L157 226H152V227H154L153 229L156 231H160L159 233L157 232H153V230H152V228H150V227H148V228H150V231H152V232H148V229L146 230V232H141L140 230H139V224H141V222H144V221H146V222H148L149 224L151 223L152 225H154L155 224V220H153L152 218H149V217H147V219L146 218H144V217H142V215L140 216L139 214H140ZM138 213V214H137ZM142 213H144V212H141V214ZM136 214V215H135ZM156 214V213H155ZM165 214V215H164ZM139 215V216H138ZM136 216V217H135ZM142 218H144L145 220H142ZM133 220V222L131 221V220ZM138 219H139V221H138ZM172 219V220H171ZM173 219H174V223H173ZM138 222H137V221ZM142 220V221H141ZM149 220V221H148ZM151 220H153V221H151ZM135 221V222H134ZM151 221V222H150ZM165 221V222H164ZM170 221H171V223H170ZM146 222H144L143 224L145 225L146 224ZM157 222V223H158ZM139 223V224H138ZM176 223V224H175ZM149 224H146V225H148L149 226ZM173 226H172V225ZM142 225V224H141ZM170 225V226H169ZM176 226V227H175ZM187 226V227H186ZM167 229L166 231H165V228ZM164 228V229H163ZM190 229V228H189ZM201 231L202 232H204V234L203 233H201V236H204V235H206L205 234V231L207 232V229H201ZM127 233H128V231H127ZM141 233H143V234H141ZM147 233H149V234H147ZM123 234H125V235H123ZM128 234H130V235H126V233H122V236L121 237H124V236H127L126 237V240H125V238H124V240L121 238V239H119V240H123L122 242L121 241H119L118 240V242H121V245H120V243H116L115 242V245H113L114 243H111L110 245H107L108 247H104V250L105 249H107V250H105V251H110V250H112L113 248V250L112 251H110V252H116V251H121V250H124V249H126V251H129V250H127V248L128 249H130V251L129 252H127V254L128 253H130V254H132V253H134V255H141L142 253V251L143 250H139L140 248L142 249V247H143V249L146 247V248H149V249H151V250H155V251H153V252H157V251H159V250H161V249H163L165 252L168 250V252H174L175 250H176V248H178L177 250H176V252L178 251V253H179V251L181 252V250L180 249H183V247L185 246V245H187V244H191V242H193V240H195V242H197L196 240H198L199 242H197V244H194V242L192 243V244H194L195 246H196V248H197V246H198V248L196 249L195 247H194V245L192 246V245H187L186 246V248L184 247V249L182 250V252L183 251H186V249H187V247H189V246H191V247H189V249H187L188 251L189 250H193V252L194 251H196V250H202V252L204 251V250H207L206 249V245H204L203 243H204V240L202 241V238L200 237V235L199 236H197L198 237V239H194V236L193 235H187L188 236V240H187V238H185V240L187 241V242H182V241H180V242H182L183 244H181L179 241V243H177V246L175 247V245H173V242H163V243H165V245L162 243V245H161V243L159 244L158 242H159V235L157 236V239H152V240H156L155 242H157L156 244H155V242L154 241H152V242H143V243H141L142 245L140 246V245H138L137 244V242L138 243H140L141 242V240L139 241H137V239L136 238H133L132 237V233L131 232H129ZM203 234V235H202ZM208 234V233H207ZM131 236V237H130ZM191 236L193 237V239L191 238ZM129 237V238H128ZM197 237H195V238H197ZM199 237H200V239H199ZM134 239V241H133V243H136V244H131L129 241H131L132 242V240ZM192 239V241L190 240V239ZM204 238H205V236H204ZM203 238V239H204ZM127 239H131V240H127ZM188 241H190V242H188ZM201 241V242H200ZM225 241V238L223 237V238H221V240H218L217 241V243L218 244H221V243H223ZM221 242V243H220ZM123 243H125V245L127 246H129V245H132V247L131 246H125ZM126 243H129V244H126ZM151 243H153L152 245H153V249L151 248ZM117 244H119V246L117 245ZM123 244V245H122ZM168 244H170V245H168ZM176 244V243H175ZM180 244L182 245L181 247H178V245L180 246ZM198 244H200V245H198ZM201 244H203L204 245V250H203V248H200V247H202L203 245H201ZM116 245L118 246V248L120 249V250H115L117 247H116ZM133 245L135 246V249L133 248ZM145 245V246H144ZM149 245V246H148ZM151 245V246H150ZM116 248H115V247ZM123 248H122V247ZM125 246V247H124ZM140 246V248L138 249V247ZM154 246H155V248H154ZM166 246H168L169 248L170 247H172V248H170V249H168ZM88 248L89 247H91L90 245H88L87 246ZM121 247V248H120ZM194 247V248H193ZM166 248V249H165ZM175 248V249H174ZM191 248V249H190ZM135 250L134 252H133V250ZM158 249V250H157ZM195 249V250H194ZM231 249V250H230ZM229 250L231 251V252H229L230 254H231V256L232 255H235L236 254V250L234 249V250H232V248H230ZM15 251H16V249H15ZM14 250H12V252L9 250V252H8V254H11V253H13V252H15ZM18 251V250H17ZM16 251V252H17ZM125 251V250H124ZM123 251V252H124ZM139 251V252H138ZM188 251H186V252H188ZM27 252V251H26ZM23 252L26 256L28 255L29 257H30V255H31V257L29 258L28 256V259H29V262L31 263V264H45L42 260H41V257H40V255L37 253V252H33L34 254H37V255H39V256H35V255H33V253H32V251L31 252ZM132 252V253H131ZM138 252V253H137ZM190 252V251H189ZM192 252V251H191ZM206 252V251H205ZM136 253V254H135ZM175 253V252H174ZM30 254V255H29ZM123 254H125V252L123 253ZM1 255V254H0ZM133 255V254H132ZM136 255V256H137ZM1 257V256H0ZM38 257H40V258H38ZM38 259V260H37ZM221 261H219V263H220ZM29 263V264H30ZM224 264H226L227 262L226 261H224L223 262Z\"/></svg>",
  "mask_w": 264,
  "mask_h": 264
}]
</instances>
